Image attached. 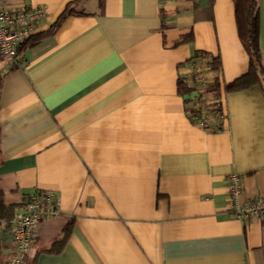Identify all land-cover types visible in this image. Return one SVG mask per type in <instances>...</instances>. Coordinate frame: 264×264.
<instances>
[{
    "label": "crops",
    "instance_id": "obj_1",
    "mask_svg": "<svg viewBox=\"0 0 264 264\" xmlns=\"http://www.w3.org/2000/svg\"><path fill=\"white\" fill-rule=\"evenodd\" d=\"M4 5L46 10L23 65L0 57L4 200L51 189L62 208L40 222L28 261L264 264V217L236 218L228 193L237 172L244 202L264 197V88L224 90L249 68L233 0ZM260 47L264 59V0ZM216 77L219 93L206 92ZM2 238L11 251V229Z\"/></svg>",
    "mask_w": 264,
    "mask_h": 264
},
{
    "label": "built area",
    "instance_id": "obj_2",
    "mask_svg": "<svg viewBox=\"0 0 264 264\" xmlns=\"http://www.w3.org/2000/svg\"><path fill=\"white\" fill-rule=\"evenodd\" d=\"M45 14L46 10L39 6L23 5L8 8L4 5V0H0V57L3 60L18 67L23 65L20 46L33 35L35 24ZM200 123H204L203 119ZM242 186L239 173L229 174L228 193L234 206L233 215L242 220L264 217V197L254 196L244 202L241 198ZM61 211L60 200L54 190H36L29 196L12 221L14 252L10 264L24 262L40 222L45 218L59 215Z\"/></svg>",
    "mask_w": 264,
    "mask_h": 264
},
{
    "label": "trees",
    "instance_id": "obj_3",
    "mask_svg": "<svg viewBox=\"0 0 264 264\" xmlns=\"http://www.w3.org/2000/svg\"><path fill=\"white\" fill-rule=\"evenodd\" d=\"M210 6L214 0H209ZM235 4V15L237 21V28L240 39L249 54V68L247 72L238 78L228 82L224 90L226 92L242 90L259 84L264 88V59L260 47V0H233ZM210 8V7H209ZM65 15H63L64 17ZM36 42H24L20 46L22 52L28 46L34 45ZM203 55H205L202 52ZM215 69H219L220 61L218 58H213L211 62ZM0 78V86H1ZM179 89L182 93H190L192 88L183 81H179ZM206 92L218 94L220 90V81L216 77L211 83L206 85ZM211 109L223 110V103L221 100L215 101L211 104ZM20 207L17 204H7L4 200V191L0 186V264H10V258L13 254V249L9 252L6 251L3 245L2 233L5 230L11 229L12 221L16 212ZM70 234V228H66L65 232L52 247V251L60 250L65 244ZM56 246V247H55ZM22 264H37L36 259L28 261L24 260Z\"/></svg>",
    "mask_w": 264,
    "mask_h": 264
},
{
    "label": "rangeland",
    "instance_id": "obj_4",
    "mask_svg": "<svg viewBox=\"0 0 264 264\" xmlns=\"http://www.w3.org/2000/svg\"><path fill=\"white\" fill-rule=\"evenodd\" d=\"M206 96L207 95H204V97H206ZM202 101L205 102V104H204L205 106H209V109H211V107H212L211 106V104H212L211 102H207V101H205V99H203Z\"/></svg>",
    "mask_w": 264,
    "mask_h": 264
}]
</instances>
